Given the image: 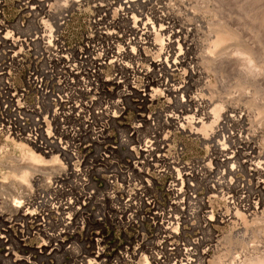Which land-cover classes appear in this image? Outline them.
I'll list each match as a JSON object with an SVG mask.
<instances>
[{
    "label": "rangeland",
    "instance_id": "rangeland-1",
    "mask_svg": "<svg viewBox=\"0 0 264 264\" xmlns=\"http://www.w3.org/2000/svg\"><path fill=\"white\" fill-rule=\"evenodd\" d=\"M66 2L67 5L77 2L78 6L66 13L67 20H62L63 24L59 25L57 0L51 1L56 12L42 10L48 17L40 10V0H0V64L9 65L6 71L10 68L13 73L11 91L4 84L5 74L0 78V115L4 116L13 105L15 108L14 103L19 100L14 98V103H8L5 92L18 96L28 70L36 65L40 68V58L36 54L38 48L24 64L17 61L13 53L18 52L20 46L11 44L13 36L23 39L29 31L40 38V22L48 20L54 28L51 31L59 33V37L74 48L83 45L86 36L93 32L94 45L102 47L105 52L120 50L122 53L124 65L120 68L109 66L104 70V76L112 79L118 72L124 84L133 82L132 101H143L138 104L144 109L143 114L155 117L158 123L162 115L174 113L194 115L195 121H202L199 125L188 121L185 132H175L171 127L175 135L170 138L172 149L177 145L183 148L180 158L187 163L186 168L183 164L184 168L180 170L184 183L176 185L172 182L179 169L174 167L176 170L170 169L167 175L158 178L159 184L153 185V191L148 190L157 202V210L165 214L172 211L173 216L181 218L180 229L170 241L179 249L165 252L164 245L159 244L162 228L154 229L150 224L147 226L150 232H129L127 238L120 232H109L107 242H117V246L140 245L141 258L137 257L133 264H146L142 260L144 256L149 264H155L156 252L163 257L164 264H216L219 257H223L226 264H232L253 255L264 256V5L255 0ZM22 3L27 4V10ZM139 31L144 33L143 42L137 36ZM49 32L44 30L45 34ZM175 32L177 36H174ZM155 33L160 34L163 42L156 40ZM138 40L140 46L136 45ZM131 46L135 49L132 50ZM211 60L221 61L220 66L210 65ZM153 90H156L155 98H142L146 94L152 95ZM38 98L37 92L30 91L23 101L31 104ZM218 105L223 108L214 113L213 109ZM135 119L132 110L126 116L125 125H133ZM203 123L210 125L205 145L188 132ZM163 128L158 126L159 136L166 133L167 128ZM120 132L121 129L114 127L111 135L117 137ZM6 137L0 133V161L7 156L19 155L14 144L20 140L14 142ZM114 137L105 144L111 146L118 142ZM29 147L40 154L33 146ZM98 153L99 150L94 155ZM44 158L49 161L48 157ZM117 161L122 163L118 155ZM49 164L52 163L49 161ZM40 174L35 173L31 178L32 193L23 199L28 207L27 215L11 211L4 203L5 195L0 194V264H47L40 258V242L45 239L46 244L51 243L55 233L42 231L41 234L40 231L42 194L39 188L44 185ZM173 185L175 189H182L179 199ZM100 186L105 187L104 184ZM243 231L245 237L238 243L227 241V235ZM68 241L74 240L70 237Z\"/></svg>",
    "mask_w": 264,
    "mask_h": 264
},
{
    "label": "bare ground",
    "instance_id": "bare-ground-1",
    "mask_svg": "<svg viewBox=\"0 0 264 264\" xmlns=\"http://www.w3.org/2000/svg\"><path fill=\"white\" fill-rule=\"evenodd\" d=\"M51 1L40 0V10L53 13ZM57 1L60 22L67 20L66 13L78 6L77 2L67 5L66 0ZM22 7L24 10L28 9L25 3H22ZM45 17H48L47 14ZM40 24L38 33L40 38L34 32L29 34L28 31L25 32L28 35L23 39L13 35L11 39L13 46L16 47L17 44L20 46L19 51L13 55L17 56V61L21 64H24L25 59L31 57L38 48L36 54L40 58V68L38 69L36 65L28 70L18 96L5 92L9 97L8 103H14V98L19 100L16 101L17 105L14 103L15 108L12 104L13 108L4 110L6 111L4 116L0 115V133L12 138L14 142L20 140V143L14 144L19 155L7 156L0 161L2 176L0 194L5 195L4 203L8 204L11 211H20V214L27 215L28 207H25L23 199L32 190L31 178L35 173H41L44 185L39 188L42 194L40 231L41 234L42 231L55 233L51 243L46 244L45 239L40 242V258L47 264H133L137 257L141 258V246H117V242L108 243V233L120 232L125 238L129 232H150L148 224L154 229L162 228L160 231L162 241L159 244L164 245L165 252L179 249L178 245L170 241L180 229L181 218L173 216L172 211L165 214L157 210V202L152 194L149 195L148 190L154 189L153 185L159 184V179L167 175L170 169L175 168H179L178 175H175L172 182L174 181L176 185L184 183L180 170L184 168L183 164L186 168L187 163L180 158L183 148L177 145L172 149L170 138L175 135L171 127L175 128L173 129L175 132H185L188 121L199 125L202 123L201 119L195 121L197 118L194 115L174 113L162 115L163 118L158 123L155 117L146 116L142 113L144 109L138 107L143 101L140 99L137 102L132 101L133 82L131 85L124 84L118 72L113 74L112 79L104 76V70L109 66L120 68L124 65L120 50L105 52L102 47L94 45L93 32L86 36L83 45L72 48L59 37V33L51 31L53 27L48 20H42ZM62 24L63 22L59 23ZM48 27L51 28L48 30ZM44 28L50 31L49 34L44 33ZM142 34L144 33L139 31L137 35L140 42L145 39L142 38ZM174 36H177L176 32ZM154 37L157 41L163 42L159 33H155ZM138 42L136 45L140 46ZM131 49L135 48L131 46ZM220 62L211 60L210 65L219 67ZM8 66L0 64V78L5 74L4 84L11 91L13 73L10 68L6 71ZM30 91H35L39 95L36 103L29 104L26 101L24 103L23 100L28 97ZM16 93L18 94V91ZM155 94L156 90H153L152 95L146 94L142 98L153 99ZM222 108L223 105L216 106L213 109L214 113ZM132 110L135 113V122L133 125H125L126 116ZM159 125L167 128L163 136L158 135ZM114 127L121 129L117 137L111 135ZM209 131L210 125L207 123L188 130L201 139L203 145L207 144ZM112 137L118 142L115 141L111 146L105 144V141ZM21 143L27 144L28 147ZM30 145L36 148L37 152L40 151V154L31 149ZM97 150L100 153L94 155ZM117 155L120 156L122 163L117 161ZM44 156L48 157L51 165ZM52 174L57 177L53 179ZM101 184L105 187L99 188ZM173 191L179 199L182 189H175L174 186ZM5 209L7 210V207ZM52 216L53 218H50ZM70 237L74 241H68ZM244 237L243 231L239 234H229L226 239L229 243L233 240L238 243L239 239ZM167 245L171 248L168 249ZM110 252L112 255H109ZM155 259V264H164L163 257L159 256L158 252L155 253ZM142 260L149 264L147 256ZM216 264H226L225 259L219 257ZM232 264H264V256L253 255Z\"/></svg>",
    "mask_w": 264,
    "mask_h": 264
},
{
    "label": "snow or ice",
    "instance_id": "snow-or-ice-1",
    "mask_svg": "<svg viewBox=\"0 0 264 264\" xmlns=\"http://www.w3.org/2000/svg\"><path fill=\"white\" fill-rule=\"evenodd\" d=\"M246 2H247V0H246ZM255 2L258 4L264 5V0H255Z\"/></svg>",
    "mask_w": 264,
    "mask_h": 264
}]
</instances>
